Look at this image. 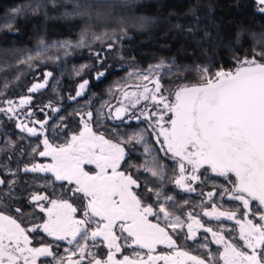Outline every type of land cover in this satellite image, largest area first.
I'll list each match as a JSON object with an SVG mask.
<instances>
[{"label": "trees", "instance_id": "obj_1", "mask_svg": "<svg viewBox=\"0 0 264 264\" xmlns=\"http://www.w3.org/2000/svg\"><path fill=\"white\" fill-rule=\"evenodd\" d=\"M259 66L264 12L255 0H0V215L25 232L31 247L49 250L36 264L65 261L68 245L40 230L44 209L65 202L83 218L86 198L33 167L48 161L47 145L66 146L83 121L123 149L119 170L140 205L183 223L208 219L212 205L220 217L254 213V205L221 200L222 185L206 171L187 170L188 180H180L181 168L159 151L150 121L152 93L169 98L215 83L220 72ZM25 98L13 111L10 104ZM183 181L194 191L182 190ZM216 189L207 199L204 192ZM170 236L176 249L194 252L185 232Z\"/></svg>", "mask_w": 264, "mask_h": 264}, {"label": "rangeland", "instance_id": "obj_2", "mask_svg": "<svg viewBox=\"0 0 264 264\" xmlns=\"http://www.w3.org/2000/svg\"><path fill=\"white\" fill-rule=\"evenodd\" d=\"M255 2L259 11L264 12V0ZM149 71L151 70H147ZM232 74L231 71H226L218 73V76L223 78ZM153 76L151 79L157 81V75ZM192 93L194 94V89ZM151 96L155 101L159 99L154 93ZM28 100L29 98H25L14 102L10 107L13 111L17 110L18 107L25 106ZM189 100V108H192L196 100L194 96ZM18 124L22 126L21 129L34 133L27 123L23 125L19 120ZM89 130L90 127L84 121L82 131L66 146L54 148L47 145L43 155L48 161L33 167L37 172L52 174L57 181L75 184L76 189L87 197L86 213L89 214L83 218L73 217V208L65 202H52L48 209H44L47 220L40 230L68 245L69 252L63 256L65 261L62 264L196 262L176 249L173 237L170 236L182 231L190 237L194 236L199 227L194 225L195 221L183 223L165 211L156 212L137 203L132 193V182L118 170V164L124 157L122 149L109 151L104 146L103 139L92 135ZM41 199L36 197L35 201ZM247 204L244 203L245 207ZM87 242H95L90 244L92 249H85L84 243L87 245ZM73 252L82 257L71 258ZM49 255L50 252L45 247H31L25 232L18 229L14 221L0 215V264H36L39 258ZM249 264H254V261L250 259Z\"/></svg>", "mask_w": 264, "mask_h": 264}, {"label": "flooded vegetation", "instance_id": "obj_3", "mask_svg": "<svg viewBox=\"0 0 264 264\" xmlns=\"http://www.w3.org/2000/svg\"><path fill=\"white\" fill-rule=\"evenodd\" d=\"M192 91L185 90L182 94L171 95L169 98H160L156 101L157 104L153 105V120L150 121V124L152 125L154 135H156L159 151L165 157H169L178 163L182 171L180 180H188L187 170L198 172V175L199 172L206 171L204 172L207 176L206 178L217 181L222 185L225 191V197H222L221 200L224 202H244L250 206L254 205L253 209L256 212L254 211V213L243 217H220L215 211L216 205H212L205 213L208 219L196 221L194 225H198L199 227L195 230L194 236H189L194 252L187 256L196 260V262L190 264H211L205 261L203 257L210 259L216 258L215 261L217 262L212 264H249L250 259L254 261V264H260L261 255L264 254V205L256 197L251 187L250 167L243 165V172L237 175L233 170L218 166L215 159L208 154L204 145L198 140L195 122V108L198 103L196 97H194L196 101L193 107L189 108V99L193 98ZM162 102H165L166 105H162ZM114 115L121 118L124 114L122 110L117 109ZM158 118L164 124L161 127L156 124ZM80 132L73 135L72 138ZM92 135L99 137L93 133ZM103 141L105 143L104 146L109 151L115 152L117 148H120L119 146H112L104 139ZM83 152H86V150L83 149ZM124 158L125 154L118 164V170ZM120 172L123 174L122 171ZM126 179L129 181L127 177ZM73 185L76 189V185ZM181 189L187 193L194 191L192 188L191 191L188 188V183H184V181L181 184ZM76 191L80 193L77 189ZM215 192H217V189L211 191L206 190L204 193L206 194V198L209 199V196L212 197ZM132 193H134L133 182ZM80 194L83 195L82 193ZM83 196L86 198V202H88L86 195ZM87 214L89 213L87 212ZM200 239L204 240L203 252H200L203 257L197 256L199 252L196 249L197 245L201 242ZM92 243L87 242V245L84 243L85 249H92V245H90Z\"/></svg>", "mask_w": 264, "mask_h": 264}, {"label": "water", "instance_id": "obj_4", "mask_svg": "<svg viewBox=\"0 0 264 264\" xmlns=\"http://www.w3.org/2000/svg\"><path fill=\"white\" fill-rule=\"evenodd\" d=\"M194 93L198 140L218 166L240 175L248 165L264 205V66L239 69ZM156 124L164 125L160 118Z\"/></svg>", "mask_w": 264, "mask_h": 264}]
</instances>
